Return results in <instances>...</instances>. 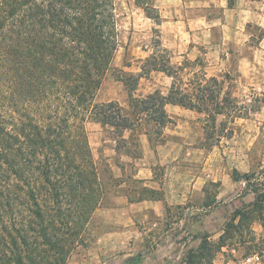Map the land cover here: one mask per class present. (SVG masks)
<instances>
[{"label": "rangeland", "instance_id": "obj_1", "mask_svg": "<svg viewBox=\"0 0 264 264\" xmlns=\"http://www.w3.org/2000/svg\"><path fill=\"white\" fill-rule=\"evenodd\" d=\"M49 2L45 0L44 7ZM113 17L117 49L95 91V102L117 101L123 109L129 110L155 89L166 94L172 82L180 85L185 93L195 94V81L205 77L207 91H201L200 96L209 95L208 90H212V97L220 101L222 108L217 110L220 113L213 115L212 105L206 101L210 109L193 110L190 116H180L185 123L177 121L178 115H173L175 117L167 120L164 131L149 119L158 113L142 114L145 120L141 127L134 128L131 133L134 151L137 152L141 145L139 135L143 131L149 132L154 145L165 138L174 139L178 143L175 149L181 151L180 166L197 169L201 178L197 188L188 184L181 204L167 208L166 218L152 228L156 236L152 232V236H147L141 245L128 252L124 249L107 254L105 261L93 253L91 245L97 233L107 228L102 220L111 213L109 208L121 201L118 196L125 192L116 186L119 169L116 164L129 160L110 149L114 141L118 147L124 146L120 127L101 125L100 129V125L92 123L96 122L92 117L85 121L91 156L108 191L89 223L84 227L82 221L75 225L77 235L72 238L65 264H264V72L259 68L264 59L242 60L237 57L240 51L235 45L223 42L213 45L211 50L207 48L208 54L197 60L170 59L169 52L157 45L158 30L141 28L115 11ZM249 31L259 35L256 27ZM11 45L9 33L0 36V113H3L6 126L18 118L23 109L30 112L32 118H36L41 109V96L35 85L38 73L36 52L32 50L35 46ZM148 49L157 52L154 63L164 69L171 63L173 67H186L177 77L150 71L152 60L147 58L140 62L134 58L144 55L142 51ZM248 68L251 76L243 74ZM211 75L216 82L208 80ZM174 128L178 132H172ZM94 130L99 131L98 138L92 139L90 144L89 134ZM163 132L164 137L161 136ZM0 136L5 137L2 132ZM2 161L0 159V166L4 168L0 169L1 195L13 192L24 199L22 189H26V181L32 179L33 169H19L21 180L16 170L5 169ZM244 173L249 175V182L240 177L235 180V176ZM258 193L263 196L258 197ZM20 198L9 200V205L0 196V238L8 233L15 235L21 228L31 233L26 226L29 212ZM37 221L46 225L50 220L43 216L36 218ZM55 222L58 227L59 222ZM0 249L5 250L1 243ZM251 255H258L259 260L245 263Z\"/></svg>", "mask_w": 264, "mask_h": 264}, {"label": "trees", "instance_id": "obj_2", "mask_svg": "<svg viewBox=\"0 0 264 264\" xmlns=\"http://www.w3.org/2000/svg\"><path fill=\"white\" fill-rule=\"evenodd\" d=\"M44 1L0 0V36L9 33L11 47L35 46V85L41 96L36 118L23 109L6 126L0 113V132L5 135L4 139L0 136V159L5 169L16 170L21 180L19 169H33L32 183L26 181L27 188L22 189L24 199L13 192L0 193L8 202L17 198L24 201L29 212L26 226L31 231L25 233L21 228L15 235L8 233L0 238L5 249H0L3 264H65L72 238L77 235L75 225L82 221V226H86L101 205L108 188L87 141L84 122L90 117L102 126L120 127L124 132L141 127L145 120L142 114L147 116L149 111L158 113L149 119L163 126L167 119L165 103L200 112L208 110L206 101H210L213 115L222 108L220 101L212 97V90H208L209 95L200 96L201 91H207L205 77L195 81V94L185 93L172 82L165 95L158 91L150 93L129 110L117 101L95 102V91L117 49L113 34L114 0H50L46 7ZM148 59L153 61L151 70H161L171 77H177L186 67H173L171 63L164 69L154 63L157 57ZM176 79L180 81L179 77ZM208 80L216 82L215 77ZM248 176L237 175L235 180L240 177L249 182ZM73 180H77L76 184ZM43 216L50 220L46 225L36 222V218Z\"/></svg>", "mask_w": 264, "mask_h": 264}, {"label": "crops", "instance_id": "obj_3", "mask_svg": "<svg viewBox=\"0 0 264 264\" xmlns=\"http://www.w3.org/2000/svg\"><path fill=\"white\" fill-rule=\"evenodd\" d=\"M114 11L141 28L158 30L160 40L157 45L169 52L170 59L197 60L208 54L207 48L211 50L213 45L222 42L235 45L240 51L237 57L242 60L264 59V0H114ZM254 27L259 35L249 31ZM142 52L144 55L134 57L140 62L151 56L157 57L153 49ZM259 68L264 72V64ZM251 72L248 68L243 74L251 76ZM155 91L164 93L158 89ZM163 109L166 122L175 117L173 115H178L177 121L185 123L179 117L190 116L193 112L174 103H165ZM92 123L101 126L99 122ZM165 124L161 126L163 131ZM171 131L178 132L176 128ZM132 132V129H126L122 134L124 149L117 147L115 141L110 148L114 154L124 155L129 161L116 164L119 168L116 186L125 192L118 196L121 201L109 208L111 213L102 220L107 228L97 233L91 245V250L101 261H105L107 254L137 248L144 238L152 236V232L156 236L152 228L166 218L167 208L181 204L188 184L197 188L201 178L197 169L180 166L181 151L175 149L178 143L174 139L165 138L154 145L150 135L143 131L139 135L141 145L136 152L132 145ZM98 134L96 130L89 134L90 144L92 139L98 138ZM164 135L163 132L161 136ZM149 224L153 227H148ZM130 244L133 246L130 247Z\"/></svg>", "mask_w": 264, "mask_h": 264}, {"label": "built area", "instance_id": "obj_4", "mask_svg": "<svg viewBox=\"0 0 264 264\" xmlns=\"http://www.w3.org/2000/svg\"><path fill=\"white\" fill-rule=\"evenodd\" d=\"M256 260H259L258 255H251L249 257H247L244 262L245 263H254Z\"/></svg>", "mask_w": 264, "mask_h": 264}]
</instances>
